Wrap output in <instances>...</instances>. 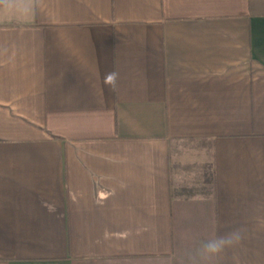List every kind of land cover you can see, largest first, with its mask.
<instances>
[{"label":"crops","instance_id":"0c3cea01","mask_svg":"<svg viewBox=\"0 0 264 264\" xmlns=\"http://www.w3.org/2000/svg\"><path fill=\"white\" fill-rule=\"evenodd\" d=\"M241 226L207 264H264V0H0V264H186Z\"/></svg>","mask_w":264,"mask_h":264},{"label":"clouds","instance_id":"9594fccd","mask_svg":"<svg viewBox=\"0 0 264 264\" xmlns=\"http://www.w3.org/2000/svg\"><path fill=\"white\" fill-rule=\"evenodd\" d=\"M118 76L115 71L107 73L105 83L115 88ZM246 239L247 229L241 226L201 240L185 252L186 264H207L212 259L222 260L227 252L241 245Z\"/></svg>","mask_w":264,"mask_h":264}]
</instances>
